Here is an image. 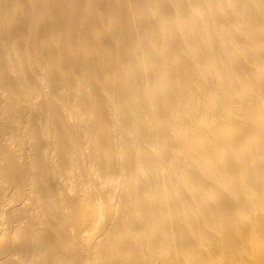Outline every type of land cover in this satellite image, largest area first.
I'll list each match as a JSON object with an SVG mask.
<instances>
[{"label":"bare ground","instance_id":"1","mask_svg":"<svg viewBox=\"0 0 264 264\" xmlns=\"http://www.w3.org/2000/svg\"><path fill=\"white\" fill-rule=\"evenodd\" d=\"M0 264H264V0H0Z\"/></svg>","mask_w":264,"mask_h":264},{"label":"rangeland","instance_id":"2","mask_svg":"<svg viewBox=\"0 0 264 264\" xmlns=\"http://www.w3.org/2000/svg\"><path fill=\"white\" fill-rule=\"evenodd\" d=\"M101 220H102V219L99 220V218H98V219L96 220V221H97V222H96V225H97L98 222H102ZM99 224H100V223H98V225H99ZM98 225H97V226H98Z\"/></svg>","mask_w":264,"mask_h":264}]
</instances>
